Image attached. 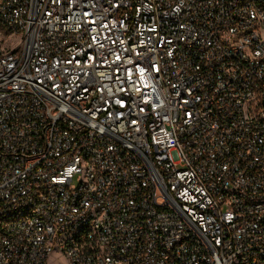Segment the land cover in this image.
I'll return each instance as SVG.
<instances>
[{"label": "built area", "instance_id": "2783aa9c", "mask_svg": "<svg viewBox=\"0 0 264 264\" xmlns=\"http://www.w3.org/2000/svg\"><path fill=\"white\" fill-rule=\"evenodd\" d=\"M0 264H264V0H0Z\"/></svg>", "mask_w": 264, "mask_h": 264}, {"label": "rangeland", "instance_id": "374dc122", "mask_svg": "<svg viewBox=\"0 0 264 264\" xmlns=\"http://www.w3.org/2000/svg\"><path fill=\"white\" fill-rule=\"evenodd\" d=\"M16 45H19V42H17Z\"/></svg>", "mask_w": 264, "mask_h": 264}]
</instances>
